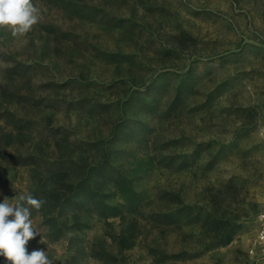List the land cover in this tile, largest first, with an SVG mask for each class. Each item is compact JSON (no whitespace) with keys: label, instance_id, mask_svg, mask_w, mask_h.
<instances>
[{"label":"rangeland","instance_id":"374dc122","mask_svg":"<svg viewBox=\"0 0 264 264\" xmlns=\"http://www.w3.org/2000/svg\"><path fill=\"white\" fill-rule=\"evenodd\" d=\"M33 3L0 29V202L45 201L29 253L264 264V0Z\"/></svg>","mask_w":264,"mask_h":264},{"label":"clouds","instance_id":"9594fccd","mask_svg":"<svg viewBox=\"0 0 264 264\" xmlns=\"http://www.w3.org/2000/svg\"><path fill=\"white\" fill-rule=\"evenodd\" d=\"M40 18L33 0H0V29L9 31L13 37L26 36ZM9 200L5 197L0 202V257L8 264H54L43 249L29 253L27 248L30 240L41 235L33 227L31 209L39 211L45 201L32 194L20 195L15 204ZM258 219L264 221V212Z\"/></svg>","mask_w":264,"mask_h":264},{"label":"built area","instance_id":"2783aa9c","mask_svg":"<svg viewBox=\"0 0 264 264\" xmlns=\"http://www.w3.org/2000/svg\"><path fill=\"white\" fill-rule=\"evenodd\" d=\"M260 213L257 215L256 218V224H257L256 238H255L254 248L251 250V254L254 256H260L264 258V221L258 219Z\"/></svg>","mask_w":264,"mask_h":264}]
</instances>
